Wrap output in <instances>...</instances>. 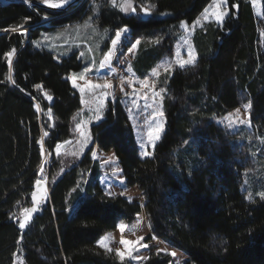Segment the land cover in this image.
Listing matches in <instances>:
<instances>
[{"label":"trees","instance_id":"1","mask_svg":"<svg viewBox=\"0 0 264 264\" xmlns=\"http://www.w3.org/2000/svg\"><path fill=\"white\" fill-rule=\"evenodd\" d=\"M121 1L85 0L66 12L19 0L0 4V264H133L97 245L142 208L102 191L95 147L115 154L125 184L144 195L151 235L186 255L183 264H264V146L255 138H264V0L260 19L249 0H228L231 13L221 24L194 29L193 64L152 77L165 130L151 157H141L120 102L107 103L81 158L69 163L58 154L81 108L69 76L82 62L77 51L56 60L34 47L40 33L91 20L105 31L106 49L127 27L138 40L132 70L144 80L173 57L182 24L192 26L212 0H126L132 11ZM243 105L254 136L217 123ZM45 168L49 195L23 231L22 209ZM170 261L152 252L141 264Z\"/></svg>","mask_w":264,"mask_h":264},{"label":"rangeland","instance_id":"2","mask_svg":"<svg viewBox=\"0 0 264 264\" xmlns=\"http://www.w3.org/2000/svg\"><path fill=\"white\" fill-rule=\"evenodd\" d=\"M8 1L10 0H0V4ZM249 1L255 18H262V1ZM81 3L83 2L77 6ZM120 3L124 11L133 10L132 3L126 0ZM233 8L237 11V5ZM230 13L228 0H212L192 26L182 24L183 34L176 43L173 57L157 64L151 76L144 80L137 78L132 70L131 62L137 51L138 40L130 39L127 27L116 33L106 49L105 31H100L91 20H86L81 25L41 32L40 37L32 43L34 47L52 52L56 60L77 51V57L82 62L81 69L69 76L71 86L81 98V108L74 116L69 144L64 149L58 147V154H62L63 159L69 163L81 158L92 144L91 128L104 118L107 103L110 102L113 106L120 102L125 107L141 157H151L165 130L162 94L155 89L152 77L173 64L177 67L193 64L196 59L191 44L194 29L210 21L221 24ZM128 43L130 45L127 47ZM217 123L229 131H247L254 136L250 127L248 105L230 111L217 120ZM255 138L256 142L264 146L262 136ZM42 154L43 164L49 167V153L42 150ZM92 159L99 168V187L106 195L124 196L131 202L139 203L142 208L134 221L119 222L113 232L103 235L97 241V245L103 250L114 252L121 259L127 258L133 264L143 263L152 252L168 254L171 258L170 264H183L187 260L186 255L151 235V226L143 208L144 195L137 187H128L125 184L115 154L112 151L102 152L95 147ZM46 168L45 173H41L42 179H46Z\"/></svg>","mask_w":264,"mask_h":264},{"label":"water","instance_id":"3","mask_svg":"<svg viewBox=\"0 0 264 264\" xmlns=\"http://www.w3.org/2000/svg\"><path fill=\"white\" fill-rule=\"evenodd\" d=\"M19 1H24L27 2L29 5L36 6L39 8H44L47 10H51L54 12H66L69 9L74 8L77 6L80 2H83L84 0H73L72 2H69L66 6L64 7H59L58 4L54 3H45V2H40L36 0H19ZM69 144V141L63 143L60 146V149H64L67 145ZM46 196V191L44 187V182L42 180H38L33 187V191L30 194V207L26 211V215L23 218L20 228L24 231L27 227V225L33 221V219L36 217L37 212L41 206V200Z\"/></svg>","mask_w":264,"mask_h":264},{"label":"built area","instance_id":"4","mask_svg":"<svg viewBox=\"0 0 264 264\" xmlns=\"http://www.w3.org/2000/svg\"><path fill=\"white\" fill-rule=\"evenodd\" d=\"M39 148H41V150H43V151H46V150H44L43 148V145L42 144H39ZM44 181V183H45V186H46V188H47V190H48V180L47 179H45V180H43ZM24 206H23V203H22V205H21V208H23Z\"/></svg>","mask_w":264,"mask_h":264},{"label":"bare ground","instance_id":"5","mask_svg":"<svg viewBox=\"0 0 264 264\" xmlns=\"http://www.w3.org/2000/svg\"><path fill=\"white\" fill-rule=\"evenodd\" d=\"M73 0H67V1H64V2H60V3H58V6L59 7H64V6H66L69 2H72ZM165 33V32H164Z\"/></svg>","mask_w":264,"mask_h":264}]
</instances>
